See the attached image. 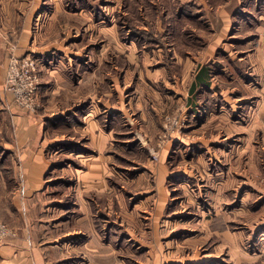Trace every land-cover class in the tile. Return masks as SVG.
I'll return each instance as SVG.
<instances>
[{"label":"rangeland","instance_id":"1","mask_svg":"<svg viewBox=\"0 0 264 264\" xmlns=\"http://www.w3.org/2000/svg\"><path fill=\"white\" fill-rule=\"evenodd\" d=\"M24 1V13L33 7L35 31H43L44 18H55L53 41L68 48L63 68L72 91L67 102H60L63 95L50 98L51 91L43 90L47 59L12 47L0 111L16 105L41 113L51 162L44 201L58 208L14 221L28 220L30 228L33 221L36 238L64 241L70 226L67 241L98 238L105 264H264V0ZM217 33L218 62L227 73L213 81L220 91L197 90L193 111L182 83L188 71L179 64L206 51ZM13 57L37 62L34 109L20 106L7 90ZM51 57L53 68L61 59ZM88 74L93 83H84L85 77L80 85ZM92 106L104 133L111 134L105 155L112 156L120 178L106 174L105 195H87L92 214L79 231L83 216L74 193L94 153L83 133ZM54 109H60L56 116ZM9 154L0 148L2 160ZM145 166L150 172L140 176ZM12 169L3 171L9 176ZM0 221L14 233L0 243L26 238L12 222Z\"/></svg>","mask_w":264,"mask_h":264},{"label":"crops","instance_id":"2","mask_svg":"<svg viewBox=\"0 0 264 264\" xmlns=\"http://www.w3.org/2000/svg\"><path fill=\"white\" fill-rule=\"evenodd\" d=\"M33 1L31 2L32 5L37 6L38 0ZM27 4L28 3L24 0H0V105H2L5 100L4 82L8 66V55L12 47L20 54L33 52L43 59L46 58L47 60L43 66L44 70H42L45 81L43 84L44 93L48 94L50 90L52 93L49 96L50 98L63 95L64 99L60 102H67L72 89H70L66 74L64 73L65 68H63V65L65 63L63 57L67 58L68 48L63 45L57 46L53 41L56 37L54 31L55 18H44L43 31L37 32L34 30V18L32 16L33 7L30 8L28 14L24 13L23 8L26 7ZM227 6L228 3L221 5L223 9L222 12H225L223 14L224 18L227 17V11L225 9ZM17 7L19 10L23 11L22 15H24V17L21 18L19 12H17ZM219 12H221V10H219ZM2 13H6L7 16L5 15L4 17ZM221 36L222 35L219 33L214 35L210 40L208 49L204 52H197L192 62L189 60H182V63L179 64H183L184 72L188 71L187 75L182 76V83L183 85L186 84V88L188 85V90H186L187 94L185 95L186 98L187 96L190 97L188 102L190 100V108H192L193 111H196L198 103L200 102L199 100L195 101L193 99V95L196 94L197 90L204 89V92L208 89L220 91L218 89V84L213 81L215 77L218 76L217 73H221V71L227 73L226 65H219V52H217L219 46L218 48L215 46L219 41L218 39L222 38ZM116 38L119 40L118 36ZM13 43L16 44L11 45ZM227 50L228 49L225 47L221 48V52H227ZM230 51L231 49L229 53ZM105 53L104 51L103 55ZM54 54L61 60L56 65L54 64L53 68H50L55 59L52 57L49 58V55ZM208 55L209 59L205 57ZM177 63H179V60H177ZM135 69L136 68H134V70ZM205 72L206 74H204ZM90 75L91 74L82 75L79 78L80 85L85 77L86 82L84 83H93V81H89L88 79ZM116 82L118 83L117 80ZM87 85L88 84H86V86ZM98 85L99 83H97V86ZM103 85L104 83L102 82L101 87ZM113 87H115V85ZM102 96L103 93H98L99 98ZM50 98L48 101H51ZM11 109L10 111H0V148L3 149V152H10L3 160L0 155V216L4 220L12 222L16 227L18 226L26 238H20L3 244L0 243V264H67V262L73 264L72 258L78 256L80 253L82 254L80 256L81 259L76 261L77 264H105L108 260H106L104 254V244L98 238L67 241L66 237L72 235H67L69 232L72 233L71 226L66 228L62 234L65 236V239L63 238L64 241H61L62 238L60 240L59 238L51 239L50 234L49 239L41 237L36 238L35 230L37 225L33 224V221L31 225L32 228L28 226V220L25 222L14 221L15 216L54 214L57 212L56 210L58 208L52 205L53 202L46 204L44 201V199H46L44 198V188L46 187L47 181L46 175L51 162L46 154L48 143L47 138H44L45 129L42 127L41 113L33 115L26 111H22L16 105H12ZM94 109H96L95 106ZM53 111L54 116L60 113V109H54ZM91 112H93V106L89 108L88 114L85 116L87 124L84 127L83 133L89 137L90 144L94 148V153L87 154V166L86 169L78 174L74 193V197L79 205L77 209L80 211L79 214L83 216L79 217V219H81L79 220L80 225L76 227L79 231L85 230V227L89 224V215L92 214V208L87 201V195L89 193L99 194L100 196L105 195L104 193L107 192V190H105L104 181L106 174H112L113 176L117 175L118 179L120 178L113 166L112 156L105 155V152L109 149L111 134L104 133L98 119H96ZM93 113H95V111ZM146 116L147 113L144 112L142 117L145 118ZM197 128L199 130V127H196L194 128L195 131ZM55 137L57 138V136ZM56 138H53L54 141L57 140ZM60 146L62 145H58L57 148H60ZM10 155L13 156L12 159ZM83 156L84 155H82V157ZM8 166L14 168V170L12 169L11 174L6 176L3 170L8 169ZM147 172H150V169L147 171L146 167L141 171L140 176ZM9 177H11L12 186L8 185ZM5 194L11 195L9 201L6 199ZM66 211H68V209H64V212ZM86 222H88V224ZM41 226H43V224L40 223L39 231L44 227ZM231 246L230 244V247ZM226 248L228 247L226 246ZM241 254L244 258L248 259V253L241 250ZM107 259L109 258L107 257Z\"/></svg>","mask_w":264,"mask_h":264},{"label":"built area","instance_id":"3","mask_svg":"<svg viewBox=\"0 0 264 264\" xmlns=\"http://www.w3.org/2000/svg\"><path fill=\"white\" fill-rule=\"evenodd\" d=\"M38 85L36 60L13 57L7 72L6 87L15 101L20 106L34 109L37 106ZM13 234L9 226L0 221V241Z\"/></svg>","mask_w":264,"mask_h":264},{"label":"trees","instance_id":"4","mask_svg":"<svg viewBox=\"0 0 264 264\" xmlns=\"http://www.w3.org/2000/svg\"><path fill=\"white\" fill-rule=\"evenodd\" d=\"M204 74H206V72ZM200 79H201V76H200Z\"/></svg>","mask_w":264,"mask_h":264}]
</instances>
